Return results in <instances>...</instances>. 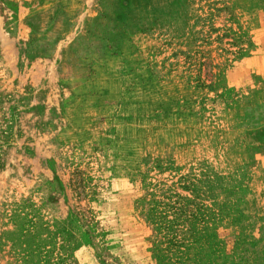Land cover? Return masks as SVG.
<instances>
[{"label": "rangeland", "instance_id": "374dc122", "mask_svg": "<svg viewBox=\"0 0 264 264\" xmlns=\"http://www.w3.org/2000/svg\"><path fill=\"white\" fill-rule=\"evenodd\" d=\"M0 264H264V0H0Z\"/></svg>", "mask_w": 264, "mask_h": 264}]
</instances>
